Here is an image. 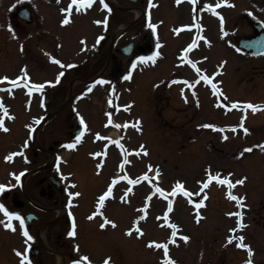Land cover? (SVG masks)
Here are the masks:
<instances>
[{"label":"rangeland","instance_id":"rangeland-1","mask_svg":"<svg viewBox=\"0 0 264 264\" xmlns=\"http://www.w3.org/2000/svg\"><path fill=\"white\" fill-rule=\"evenodd\" d=\"M9 34L10 33L7 31L0 32V74L3 73L7 75L16 72V69L24 60L23 54L26 51L22 46L23 37L20 35L22 39L20 37L21 40H19L16 39V36H9ZM30 47H32V45L29 46V48ZM212 55L215 59L219 53ZM37 57L38 55L36 54L35 58ZM234 64L236 65L235 62ZM173 69V64L166 63L163 64V70H159V73L161 75L169 76L172 74ZM27 70H35L37 79H46L48 82L52 81L55 83V79L57 78L54 75L53 69L39 74L37 72L39 70L36 69V66L34 65L33 68L30 64ZM151 74L150 70L140 71L139 81L142 79V85L139 86L142 88V92H149ZM3 76L5 75H1L0 77ZM11 79L12 78L9 80ZM1 82L4 81H0V83ZM122 84L123 83H121V85ZM119 90H121V86ZM244 91V95L246 94L245 98L250 99L251 96L246 93V89ZM139 93L140 92L137 91L135 96ZM152 93L153 92L147 96L144 95L143 97L138 95L136 104L133 106L131 116L141 117V119L145 121V128L144 131L142 130L140 132V134L131 132L129 135L126 134V132L123 135L131 142V146L126 150V158L121 159L118 156L114 157V148H111L106 155V168L103 169L100 166L98 159H90L86 150L78 148L74 150L75 153L73 159L67 168L72 170L70 171L72 173V177L74 181L77 182L75 187H77L81 193V199L84 201L87 199L86 206L89 207L95 201L98 193L102 191V187H106L107 192L108 188L111 186L112 180L119 178V181H117V183L119 182L117 187L112 191V197L106 201V217L109 220L114 221L116 226L113 227L111 224L106 225V244L105 241L100 240L104 243L102 245H106V260H109L110 258L109 264H143L144 262L145 264H160V262H163L161 251L150 247L149 242L155 241L157 245H159L162 242L160 236H162V238H167L171 234V231H167L161 223L167 224V220H170L167 218L170 213L166 212L165 206L168 202L178 199V194L173 195L172 192V189L178 191V188L171 187V185L177 186V182H181L182 185L189 187L190 192L187 191V194H185L193 196V200L195 198L197 203L193 202L188 205L184 202L185 199L180 197L174 204L175 209L174 207H171V210H173L174 213L173 223L177 224L179 227L180 224L183 225L182 228H185L186 231H180L178 233H185L190 238L188 239L189 242H186L188 245H193L194 243V246H203L206 252L203 255V259H201L198 264H205V257H208V254L212 253L209 243L217 241L218 236L215 233L217 230L218 234H221V232H227V235L232 238L229 230L227 231L229 222L225 216V206H223L229 204L232 199L228 195L229 191H231L228 186L219 183H212L214 182L212 181V184H210L208 188L205 189V192H203L201 185L200 187L198 186L201 184L199 182L202 181L203 183L205 181L204 177L209 175V169H211V174L215 171H223L224 173L222 176H226L225 178H227L228 181H233L231 172H234L233 174L236 179H238V177H248H246L244 183L239 185V187H232V192L234 193L236 190L237 194H243V196L249 195L253 201L262 200V188L259 187V185H263L264 178L260 175V171H258L256 167L264 166V162L255 156L256 158L252 160L250 165V160L245 159L246 154H243V156L240 155L241 152L244 153L246 151L240 146L238 147L233 145L232 142H235L234 140L228 139L217 140L212 138L211 142L206 145L207 152H205L204 149L202 155L188 154L200 149L201 145H204L208 140H210L208 137L195 140L192 144V150L180 151V148L176 146L178 144L181 146V142L184 140L181 133H179L180 130H183L182 127H180L183 121L181 119L182 113L179 114V116L174 111V105H178L180 103V99L178 95H175V92L163 90L161 86H158L154 93L158 97L162 94H169L170 97L168 104H166V96L162 102L159 98L154 100ZM235 96L237 97V95L234 94L232 98L235 99ZM171 98H174L172 99L174 101V105H169ZM200 100L202 103L205 102V105L209 102V98L204 91L201 92ZM156 102H162L161 106H165L164 104H166V108H164V115L168 116L170 120L176 116L175 120L179 125H173V128H170L165 124L161 125L160 128L158 121L155 122L154 117H152V115L155 116V111L159 109V107L157 108L155 105ZM202 103L201 106L203 105ZM210 111L211 115L215 119H220L218 111L215 109H211ZM127 117H129V115H127ZM204 120H207L206 117H204ZM65 121V118L62 117L58 120L56 125L51 122L46 126L48 140L63 138V136H66L64 134V125L66 124ZM196 127L197 124L195 125V128ZM94 128L98 129L99 125L96 124ZM156 128H159L160 131ZM244 128L253 130V132L263 131L262 126H257V122L255 120H252L250 124H247L246 122L244 124ZM14 133L10 136V138H13L14 136L13 142L15 145L13 147H16V144L22 145L26 137V131L22 129V131H19L18 134ZM115 133L118 134L117 132ZM209 135L211 136L213 134ZM2 136L3 134L0 133V138ZM158 137H160V140L157 139ZM48 140L47 143H49ZM251 141L256 142L257 145L259 142H264V137L262 136ZM251 141L241 138L239 145H243L246 148L248 146L247 143H250ZM141 146H143V148H141ZM47 147H49V144ZM91 147L90 143V148ZM134 149L136 152H134L132 156L128 157V153ZM78 156L80 157L76 158ZM47 158H49L48 153L44 156V159ZM14 164L17 165V162L15 161ZM149 165L155 167V169H158L157 166L162 167L159 170L163 175V185H157V187L164 188V184L169 185L164 189L165 196H154L149 200V204L147 205L142 198H144L145 190L151 187L152 184L151 182H148L149 185L146 182H140L141 185L129 195L132 203H129L130 201H126L127 199L122 200V189L127 186L128 181L136 180V178L139 179L142 177L141 175L149 168ZM98 170H100V172H98ZM138 172L139 176L137 175ZM81 174L87 175V179L89 181L87 185L82 183ZM96 174H100V176L97 177ZM69 177L71 178V175ZM201 200L204 201L203 204H199V201ZM218 205L220 206L217 207ZM133 206L136 212L132 213L129 209ZM140 206L142 209L146 208L147 210L146 216L140 220L138 225L143 234L136 230V226V228H133L132 234L129 235L128 229L131 228L134 219L141 217L142 213L145 215L146 210H143L142 212V210H139ZM168 209L169 207H167V211ZM212 212L216 213V216L215 214L211 215ZM198 216L200 217L199 221L197 220ZM211 217H216L215 221H213L216 227H212L210 222L209 224L211 226L205 225L206 228L204 230L199 229L208 220V218L210 221ZM250 217H253V215ZM193 234L194 236H190ZM257 243L261 244L262 242ZM207 246L209 247L207 248ZM191 249L193 248H189L186 256L181 257V262H185L186 264H196L194 254H197V252L189 254ZM195 250L198 249L196 248ZM260 251L257 252L258 256L255 255L256 264H264V261L259 257ZM262 254L264 256V252H262Z\"/></svg>","mask_w":264,"mask_h":264},{"label":"flooded vegetation","instance_id":"flooded-vegetation-1","mask_svg":"<svg viewBox=\"0 0 264 264\" xmlns=\"http://www.w3.org/2000/svg\"><path fill=\"white\" fill-rule=\"evenodd\" d=\"M11 1L10 6L0 9V24L3 28L9 25L23 28L24 37L29 46L31 40L37 41L39 49L37 54L43 68L46 67L49 61L54 60L53 58L55 60L57 58L67 59L73 61L64 63L59 74L63 73V76L76 73L89 75L96 73L106 64V58L110 57L109 66L104 73L110 71L117 74L124 72L123 57L120 51L122 48L129 49L126 44L134 45L133 53L129 56L130 61L136 60L141 55V51L135 43L136 38H139L138 35L134 36L127 33L114 39L113 35H106V29H111L113 26L112 20H107L109 26L104 23H96L98 20L104 21L106 19V10H101L99 4L94 3L80 13L75 11V18L64 24L62 21L68 13L62 11V9L68 8L70 0H39L40 5L38 8L32 5L30 0H23L21 4H14V0ZM22 9H27V19L20 18ZM112 44L114 46L111 49ZM110 50H112L111 56ZM56 180V176L52 171L42 169L38 171L37 185L34 188L30 186L22 187L21 185L17 187L9 183L8 185H11V187L2 193V197L0 194L2 201L8 208L19 212L25 218L28 214L25 209L30 207L36 193L39 191L41 195L42 201L39 202V207L35 206L32 209L31 212L34 213V216L26 224L29 233L34 237L33 240H28L30 244L27 246V255H29L28 247L30 245L42 246L40 234L44 235L46 240L53 239L55 241L54 251H61L59 246L62 245L65 229L62 222L63 217L57 211L58 207L62 206V196L57 188ZM8 181L5 180L3 183L5 184ZM45 199H48L52 204L49 207L51 212H47L46 207L43 206ZM16 201L18 204L14 205ZM262 208L264 209V206ZM4 226L5 224H1L0 227V233H2L0 237V264H21V260L6 259L7 255L15 254V236L21 235L20 229L10 231ZM1 240L6 241V243L4 244ZM19 251L25 252L24 250ZM37 258L35 264H53L52 254L47 251L39 249L35 256V259ZM24 264H29V262L25 261Z\"/></svg>","mask_w":264,"mask_h":264},{"label":"snow or ice","instance_id":"snow-or-ice-1","mask_svg":"<svg viewBox=\"0 0 264 264\" xmlns=\"http://www.w3.org/2000/svg\"><path fill=\"white\" fill-rule=\"evenodd\" d=\"M18 2H19V0H18ZM100 2H101V4L103 5L104 8H108V7H109L108 4H107V2H106V0H100ZM197 2H198V0H193V3H197ZM222 2H223V3H227V0H222ZM94 3H95V0H70L69 7H68L67 9H62V11H65L66 13H69L68 17H66V18L62 21V23H64V24L69 23V21H70V19H71V12H72L73 5H82V6L85 7V10H86L87 7L91 6V5L94 4ZM220 6H222V5H221V4H217V5H216V7H220ZM207 8H208V11H214L213 5H212L211 3L208 4ZM80 10H81L80 7H77V8H76V11H80ZM109 10H110V9H109ZM215 15L220 16L221 21L223 22V16H222L219 12H215ZM149 18H150V13H149ZM96 23H98V24H99V23L107 24V20H106V19H105L104 21H99V20H98V21H96ZM149 26H150L151 28H153V29L156 28V25H155V24H151V23H149ZM9 27L11 28V25H9ZM186 27H190V26H186ZM197 27H198V28H203V25H198ZM101 38H102V37H101ZM191 48H192V45H189V46H188V49H185V51H188V50L191 49ZM156 55H159V53H156ZM53 59L55 60V58H53ZM138 59H139L140 61L152 60V61L154 62V61H155V56H153V57H143V56H142V57H139ZM205 59H206V58H205ZM57 62H59V61H57ZM189 63H193V65L195 66V62H194V61H189ZM225 63H226V62H225ZM135 67H136V65L133 64V65H132V68L134 69ZM221 70H222V69H221ZM27 75H28V73H27V68H26V66H25V69L22 71V76H27ZM61 75H62V74H61ZM20 78H22V77H20ZM20 78H18V79H20ZM125 78H126V79H127V78H131V73H129ZM9 79H10V78H9L8 76H6V75L3 76V77H0V81H5V80H9ZM204 80H209V77H208V76H204ZM100 82H101V83H109L108 81H103V80L100 81ZM13 83H15V81H13ZM47 83H53V82H52V81H49V82H47ZM185 83H189V82H188V81H185ZM198 83H199V80L194 81V82H191V83H190V87L193 88V89H195V86H196V84H198ZM35 88H36V89H39L40 91H43L44 85H43V84H36V85H35ZM213 89H214V91H215L216 93H219V92H220V89L217 88L215 84H213ZM89 91H91V88L89 89ZM182 91H183V89H182ZM185 98H186V97H185ZM225 106L227 107V105H225ZM232 106H233V107H245V106H243V105H239V104H237V103H234ZM125 107H128V106L126 105ZM0 108H3L5 114H7V108L3 105L2 98H0ZM248 108L252 109L253 111H259L261 108H264V105H257V104H253V103H251V102H248V103L246 104V107H245V115H243V116L241 117V120H246V118H247V117H246V112H247V109H248ZM109 116H111V113H109ZM81 120L83 121V117H81ZM108 123H112V120L109 119ZM137 126H139V125H137ZM202 126H207V127L215 128V129L220 130V131H224V129H221V128H219L217 125H214V124H208V125H202ZM234 127H235V126H234ZM239 127H244V126H243V124H241V125H239ZM0 128H3L5 131L8 130V129L5 127V125H4V120H3L2 118H0ZM141 131H142V129H141ZM248 131H249V129L244 128V132H245V133H247ZM97 135H99V134H97ZM224 138L227 139L228 137L225 136ZM77 139H79V138H77ZM25 146H26V145H25ZM66 147L69 148V149L74 148V147H75V142H70V143H68V144L66 145ZM121 147H123V145H121ZM260 147H264V145H260ZM141 148H143V146H141ZM251 150H252L251 148L246 149V151H251ZM145 151H146V150H145ZM17 154H23V153H13L12 156H15V155H17ZM243 154H244L243 152L240 153L241 156H243ZM94 155H99V154L94 153ZM105 155H106V153H105ZM12 156L7 157V159H12ZM101 167H102V165H101ZM151 167H152V166L149 165V168H150V169H151ZM22 174H23V173H21V175H22ZM12 175L15 176V177L17 178V180H19V176H17L16 173H12ZM157 175H159V169H157ZM213 178H215V179H219V175H217L216 177H213V176L211 175V169H209V181H208V183H210V182H211V179H213ZM144 179H149V177L145 176ZM245 180H246V177L241 178L240 180L236 181V183H237V184H243ZM136 182H137V181H135V180H130V183L135 184ZM221 182H222V183H228L230 189H231L232 187H234V185H233L230 181H221ZM114 183H115V181H114ZM208 183H204L203 187H204V188H207V187H208ZM73 186H75V185H73ZM9 187H11V185H8V184H0V193H3V192H4L6 189H8ZM177 188H178V189H181V188H182V184H181V182H177ZM202 190H203V189H202ZM127 191L130 192V191H132V189H128ZM159 191H160L161 193H163L164 190H163V189H159ZM184 191H185V193L187 194V190L184 189ZM111 193H112V187L110 186V187L108 188L107 192H106L104 195H101V196H100L99 201H98V207H102V206L104 205V202H105V196H107V195H111ZM173 194H175V192H174ZM69 195L72 196V197H76V196H80L81 193H79V192H74V193H69ZM228 195H229L230 197H232V192L229 191ZM205 198H206V197H205ZM232 198L236 199L237 201H241V205H240V206L243 207L242 199H244V198H241V197H238V196H237V197H232ZM245 198H246V197H245ZM121 199L123 200L124 197L122 196ZM147 199L150 200V197L147 198ZM70 203H71V201H70ZM203 203H204L203 200L199 201V204H203ZM198 206H199V205H198ZM0 210L3 211V213L5 214V216H6L9 220H18V221H19V223L23 226V235H24L25 237H27V239H28L29 241L34 239V237H33V236L29 233V231H28L27 225H26V223H25V217H24L23 215H21L19 212H16V211H14V210H9V209L7 208V206H6L2 201H0ZM169 210H171V205H169ZM100 214L103 215L102 212H101ZM145 214H146V212H145ZM233 214H234V215H237V216L240 218V224H239V226H240L241 228L244 227V223H243V215H244V214H243V212L241 211V212H237V213H230L229 215H233ZM90 218H92V217H90ZM143 218H144V217H140V218H138L137 221H136V225H137L136 230H137L138 232H140L141 234H143V233H142V230L139 229L138 225H139V220H140V219H143ZM104 219H105V223L102 224L101 227H105V226L108 225V224H111L113 227L116 226V225H115V222L109 220L106 216L104 217ZM199 219H200V217L198 216V217H197V220L199 221ZM0 222H3V221H0ZM5 226H6L7 228H11L12 230H15V225H14L13 223H11V222H7V223H5ZM178 227H179V226H178L177 224H174V223L171 224V228L173 229L172 238H171L172 243H175V242H176V241H175V237H176V235H177V232H176L175 230H176ZM232 231H236V230L233 229ZM128 234H129V235L132 234V229H129V230H128ZM69 235H70V236H73V237H75V236L77 235L75 221H73V226H72L71 231L69 232ZM183 239H184L185 241H187V240L190 239V238H189L187 235H185V236H183ZM231 239H239V240L243 241L244 238H243L242 236H241V237H238V238H237V237H232V238H230L229 242H231ZM154 243H156V242H155V241H150V242H149V246H151V245L154 244ZM159 246H161V245H158V247H159ZM239 246L248 249L249 259L245 262V264H253V260L251 259L252 255H253V250H252L251 246H250V245L243 244V243H241ZM162 247H163L164 250H165V252H164L165 257H167V258L163 261V264H176V261L173 260L170 256H168V244L165 243V244L162 245ZM78 250H79V246L77 245V251H78ZM17 254L20 255V256L22 257L21 264H24L25 261H28L29 264H31V262H30V258H29L27 255H25V253L20 252L19 250H17ZM83 260L88 261V257H87V256H83ZM109 260H110V258H109ZM109 260H106V261H105V264H109ZM73 264H81V261H80V260H76V261L73 262ZM88 264H91V261H89Z\"/></svg>","mask_w":264,"mask_h":264}]
</instances>
